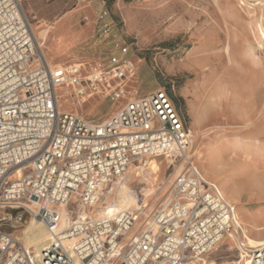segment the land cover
Here are the masks:
<instances>
[{
	"label": "built area",
	"instance_id": "built-area-1",
	"mask_svg": "<svg viewBox=\"0 0 264 264\" xmlns=\"http://www.w3.org/2000/svg\"><path fill=\"white\" fill-rule=\"evenodd\" d=\"M106 15L101 9L98 20ZM107 30L102 23L97 32ZM110 46L105 64L86 74L75 64L53 65L21 0H0V264H224L210 254L231 232H241L234 205L187 155L189 130L169 93L158 88L135 96L129 46ZM65 83L80 97L124 102L95 122L60 110L57 91ZM142 158L181 165L151 211L73 220L39 255L4 229L29 214L53 230L59 206L92 209L99 192ZM242 252L244 264H264V240Z\"/></svg>",
	"mask_w": 264,
	"mask_h": 264
},
{
	"label": "rangeland",
	"instance_id": "rangeland-1",
	"mask_svg": "<svg viewBox=\"0 0 264 264\" xmlns=\"http://www.w3.org/2000/svg\"><path fill=\"white\" fill-rule=\"evenodd\" d=\"M21 6L51 64H77L86 74L98 64H105L111 43L119 41L129 46L135 70L129 91L135 96L164 88L188 130L193 110L199 107L198 131L195 143L189 132L187 155L206 179L219 185L232 204L236 202L246 222L261 223L264 219V40L257 37L255 23L264 24V0H21ZM101 9L107 11L103 21L98 20ZM89 23L91 31L87 28V34L78 38L72 29ZM102 23L108 25V30L100 36L97 31ZM228 33L230 63L221 58ZM215 36L212 47L210 42ZM57 94L60 110L73 111L95 122L108 118L124 102L92 93L80 97L68 84ZM155 160L152 171L157 182L155 194L148 197L151 201L147 212L163 198L173 175L181 168L178 165L172 169L164 160ZM128 171L114 185L110 196L99 204L108 212L121 210L123 201L117 196L124 195V185L137 195L146 185L136 174L139 170L133 174ZM153 173L147 171L146 176L152 178ZM60 210L62 218L58 225L78 211L73 202ZM30 218L25 214L20 225L4 229L22 242ZM241 227L240 223L241 232L233 231V237L210 256L224 264H243L244 259L237 258L245 246L252 244L244 238ZM261 232L259 241L264 240V227Z\"/></svg>",
	"mask_w": 264,
	"mask_h": 264
},
{
	"label": "bare ground",
	"instance_id": "bare-ground-1",
	"mask_svg": "<svg viewBox=\"0 0 264 264\" xmlns=\"http://www.w3.org/2000/svg\"><path fill=\"white\" fill-rule=\"evenodd\" d=\"M236 18V16H235ZM238 21V20H237ZM212 24V23H211ZM229 25V24H228ZM215 26V25H214ZM229 27V26H228ZM213 28V27H212ZM211 28V29H212ZM209 29V27H208ZM230 30V29H229ZM255 32H256V35L259 39H262L264 40V24L260 21H257L255 23ZM252 31V30H251ZM211 32V31H210ZM227 32V31H226ZM210 34V33H208ZM205 35V33H204ZM211 35V34H210ZM216 39H217V36H215L212 40L211 43V46L214 42H216ZM219 43V42H218ZM206 46V45H205ZM213 47V46H212ZM230 47H231V41H230V34L228 33V36H227V42H226V45L224 46V49H222V52H221V58L224 57L227 59V62H232V58H231V51H230ZM217 52V50H216ZM217 54V53H216ZM205 55V54H204ZM203 56V55H202ZM219 58V57H218ZM208 59V58H207ZM220 59V58H219ZM193 60H197L196 58H193ZM200 60V59H198ZM202 61V60H200ZM223 61V60H222ZM191 62V60H190ZM207 62V61H206ZM216 62V61H215ZM218 62V61H217ZM50 63V62H49ZM208 63V62H207ZM206 63V64H207ZM205 64V65H206ZM209 64V63H208ZM54 65V64H53ZM76 66H78L77 64H75ZM202 66V65H201ZM68 83H65L64 85H67ZM64 85H62L61 87H63ZM69 85V84H68ZM70 88V87H69ZM74 88V87H73ZM204 88V87H203ZM61 89V88H60ZM64 89V88H63ZM68 89V88H67ZM199 90V88H197ZM202 89V88H201ZM197 91V90H196ZM66 92V91H65ZM197 96V95H196ZM200 106V105H199ZM201 107V106H200ZM199 108V107H198ZM198 108L194 109L193 110V114H192V118H191V127H189V132H190V135L192 136V141L194 142V140L196 139V135H197V125L199 124V111H198ZM201 113V112H200ZM190 142H191V138L189 136V145H190ZM195 143V142H194ZM156 158H142L140 160H138L137 162H134L132 163L129 168L127 169V171L131 174H133V172L135 170H139L138 174L140 179L143 180L145 182V186L143 188H140V194H136L135 190H130V188L126 185H124V195L123 196H117L120 198V201H123V204L122 206L120 207L121 210L117 209L113 212H108L106 208L104 207H100L99 204L103 203V201H105L107 199L108 196H110L111 192H112V189H114V185L105 189V190H102L99 192V195H98V201L97 203L94 205V207L92 208L93 211L96 210V212H92V209L90 210H85L81 205L77 204V213L76 215L71 218V219H67L66 221H62L60 223V225H57L56 228H54L53 230L51 231H48L41 223H39L37 220H35L34 218H30L29 220V226H28V229L24 230V233H23V244L26 246V247H30L32 249V251L35 253V255H39V251L41 249V247H43L44 245H46L48 243V240L49 238L51 237V235L55 234V233H58V232H62V231H65L70 223L73 221V220H78V219H83L85 217H88V218H91V219H97V218H101L103 216H113L115 213H117L118 211H129V212H133V211H137L139 209H147L148 206H149V202L151 201V198H148L150 195L152 194H155V184L157 182L156 180V173L154 172L153 173V168H154V165H156L155 161L157 162V160H155ZM142 160H146L145 162H143ZM153 167H152V166ZM198 167V166H197ZM199 168V167H198ZM181 168L179 169L178 172H180ZM147 171H150L152 172L155 176L152 177V178H148L146 176V172ZM201 171V170H200ZM177 172V173H178ZM175 173V174H177ZM126 174V173H125ZM124 174V175H125ZM202 174V173H201ZM203 175V174H202ZM123 177V176H122ZM204 177V176H203ZM125 178L126 176L124 177V179L121 181V183H123L125 181ZM205 178V177H204ZM139 179V180H140ZM206 179V178H205ZM138 180V181H139ZM207 181H209L208 179H206ZM211 182V181H210ZM118 183L120 182H116L115 185H117ZM219 185H217L218 187ZM219 188V187H218ZM220 190V189H219ZM221 191V190H220ZM129 193V194H127ZM221 194L223 195V197L229 201L227 198H226V194L224 195L221 191ZM128 199H130L131 201L128 202ZM230 202V201H229ZM236 203V202H233V204ZM69 203L67 204H64V205H61L59 206V210L61 207H67ZM31 208H35L34 204L32 203L31 205ZM234 207H235V220H236V225L238 227H240V223H241V228L243 230V236L244 238L250 242L251 247H254L256 246L258 243H260L261 241L257 240V238H260L262 236L261 233V230L263 229L264 227V219H262L261 223L259 225H252V224H249L248 222H246L245 220V215L243 213H239L238 212V208L236 207V205L234 204ZM90 211V212H89ZM61 212V210H60ZM61 218H62V213H61ZM240 223H239V221ZM61 220V219H60ZM59 224V223H58ZM261 226H262V229H261ZM233 232H231L229 234V236L227 238H225L223 240V243L225 240L227 239H230L231 237H233ZM254 233H258L259 236H256V234ZM15 236V235H14ZM240 236V235H239ZM15 238L19 239L18 237L15 236ZM236 242V241H235ZM222 243V244H223ZM244 250V249H242ZM243 253V252H242ZM241 259H244L243 260V264H244V261H245V257H244V254H242L240 256ZM241 263V262H240ZM239 263V264H240ZM234 264H237V262H235Z\"/></svg>",
	"mask_w": 264,
	"mask_h": 264
},
{
	"label": "crops",
	"instance_id": "crops-1",
	"mask_svg": "<svg viewBox=\"0 0 264 264\" xmlns=\"http://www.w3.org/2000/svg\"><path fill=\"white\" fill-rule=\"evenodd\" d=\"M91 27H92V25H91V23H89L88 25H85V24L84 25H78V26H76V28H73L72 30H74V32H75L74 34H77V36H80L78 38H81L84 33L87 34L86 33L87 28L89 29V31H91V29H90ZM69 32L71 33V30ZM145 94H147V93H145Z\"/></svg>",
	"mask_w": 264,
	"mask_h": 264
}]
</instances>
